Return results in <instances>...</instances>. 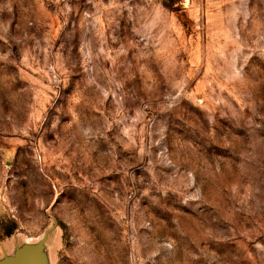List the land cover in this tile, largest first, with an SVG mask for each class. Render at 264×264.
Listing matches in <instances>:
<instances>
[{
    "label": "rangeland",
    "instance_id": "1",
    "mask_svg": "<svg viewBox=\"0 0 264 264\" xmlns=\"http://www.w3.org/2000/svg\"><path fill=\"white\" fill-rule=\"evenodd\" d=\"M0 264H264V0H0Z\"/></svg>",
    "mask_w": 264,
    "mask_h": 264
}]
</instances>
